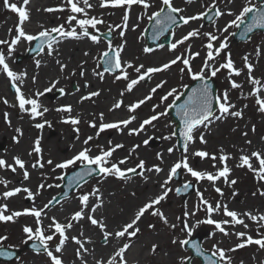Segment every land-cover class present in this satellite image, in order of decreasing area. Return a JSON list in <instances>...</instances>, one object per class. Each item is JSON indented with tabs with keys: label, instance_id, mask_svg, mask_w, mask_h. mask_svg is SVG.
Segmentation results:
<instances>
[{
	"label": "snow or ice",
	"instance_id": "obj_1",
	"mask_svg": "<svg viewBox=\"0 0 264 264\" xmlns=\"http://www.w3.org/2000/svg\"><path fill=\"white\" fill-rule=\"evenodd\" d=\"M194 0H185L186 4H192ZM234 0H226V7L220 8L217 4V0H211L210 4L202 5L204 11H200L196 14H185L186 9L178 7L175 5L174 0H159L158 5L154 4V0H99L98 6L100 8H121L123 9L121 23L117 24H107V48L100 54L99 60L103 63L102 71L93 70V74L99 77L100 80L105 78V74L113 75L114 81L124 80L126 81V87L123 91L120 92V96L123 97L124 94L131 93L134 88L139 85L141 82L150 80L152 74L160 73L162 71L170 70V68L176 65L178 62L183 65L179 69L181 74V79H183L184 74L186 73L191 80L199 81L198 86L192 87L190 91L186 94V99L183 100V103H177L185 96V93L180 91L179 88L187 89L189 85L182 84L178 87H171L159 98V104L152 106V115L143 119L138 127L130 128L129 125L133 121L137 120L138 117L135 115H130L127 119L118 120L114 122H105L104 114H99V125L95 120L89 121L88 126L95 129V137L92 135L87 136L82 144L83 147L72 155L68 159H64L61 162H56L52 159L47 161L43 160L42 148H41V139L39 137L34 141V146L32 150L28 153L31 156L33 153L38 157L35 162L31 165L33 169L40 168L43 169L45 165L52 167V171L55 172L57 169L65 170L73 167L77 164L82 166V170L76 174L75 180L84 181L86 177H91L94 173L100 175L103 178L109 176H114L117 179L126 180L130 179L129 174L144 176L145 172H155L157 174L164 171L160 164H154L151 167L146 166V161L140 159L133 167L123 168L121 166L125 165L130 157L136 152L141 145H134L128 152V155L113 162V154L118 149H123L124 145L121 143L113 144L111 140L108 141L107 147L102 145H97L98 153L93 155V148L90 146V142L94 138H98L101 133L109 129H115L117 132L123 133L124 129L128 130L129 135H140L141 133H146V126L155 127L154 122L158 121L161 117L168 115V109L175 107L176 114L180 120V137L182 138L183 144V153L181 157L176 160L169 168L167 177L160 183V189L162 190L155 197L149 198L147 202L143 203L142 206L135 211L133 218L130 219V222L124 223L118 229L109 231L107 224L103 219L96 218L93 214L97 211L99 207L103 205V199L100 194V189L94 187L90 193H84L79 195V203L82 206L79 210L75 211L70 219H67L66 223L60 222L56 216H48L46 210L50 209L54 204H59L60 201L56 197L48 200L42 207L35 206V199L41 195V191L45 188H52V184H45L41 182L35 189L31 190L27 186H19L9 188L8 185L11 181L0 177V185H3L4 191L0 192V199L7 201L12 197L17 196L21 192L26 194V199L33 201V207L24 208L23 210H10L7 203H0V223H16L17 219L21 216H31L34 218V227L30 225H25L22 228V232L25 234L26 239L23 241L27 243L28 241H33V248L42 250L44 254L48 257L50 264H66L65 260L62 258L63 250L69 240L74 242L77 247L74 249V255L77 260L80 261V264H87L85 259V253L88 252V249L85 247V243L78 236L67 235L68 231L74 227L73 222H79L80 220L87 219L93 226L99 228L102 233L104 243L107 244L111 238L117 240L128 237H136L140 232L138 222L146 213H151L153 216L159 217V219L165 224L169 225L168 218L164 215L163 211L159 209L158 205L164 201L170 192L173 191L169 187L171 181L178 174V170L183 169L187 174H190L194 181L199 184L203 180L210 182L215 190L220 196H223L224 193L220 187L216 186V181L223 178L225 184L229 187L237 183L236 180H230V174L232 169L228 166L227 161L232 159L231 155L225 153L223 149L220 150V155L210 154L204 150H195L190 152V145L196 143L197 138L201 144H206L205 133L200 132L197 137V132L201 126L205 129H209V126L214 122L223 121L228 117L242 118V110H235V104L230 102L229 91L226 89L223 93H214L212 85L209 81L217 76L222 69H226L228 73V81L232 89H241L242 85L237 83L232 79L233 76L239 77L244 70L247 71V81L252 85L251 91L247 96L255 97V104L258 106V111L264 113V96L261 95V92L264 91V84H262L261 79L256 78L253 73L255 70V65L251 62L250 57L245 55L242 57L243 67L238 68L235 66V62L232 59L231 52L226 51L229 49V38L235 36V32H229V29H242L240 33L241 37H248L254 29H264V0H244V3L239 8L238 12H234L231 8H227V5H232ZM30 4V0H22L23 6H18L17 3H10L9 0H3V7L10 9L13 13L18 14L19 23L15 26L16 35L13 36L10 40L0 39V45L7 46V52L0 50V71H2L8 77L11 87L15 91V97L18 102V107L21 112L28 113L32 120H36L38 117H44L45 113L49 111V108L44 107L40 102V97L44 96L46 93L53 91L54 89L59 92L60 96L67 95L64 88H57L59 80H52L49 82V86L45 87L43 91L37 90L32 96H25L21 90V85L23 84V79L26 77V72L17 73L14 72L7 63V57L11 56L15 51V46L18 45L22 40L27 41L31 44L33 41H37L36 48L33 49L37 53H44L48 56L59 55L57 47L64 39H81L87 38L93 43H100L101 37L104 35L100 33L98 25L106 24V21L102 18L96 16H89L88 9L94 7L90 0H66V6L70 11V15L67 16V19L64 24H59L51 28L44 27L41 25V30L38 33L31 34L27 33L23 24L30 19L29 12L26 10L27 6ZM81 4L83 6H81ZM133 6H137L142 9L141 13L137 16V20L140 21L145 17L147 20L153 24L154 32L152 39L158 40L167 32H171L173 40L167 45L170 52H174L178 46L184 45L185 42L189 41L191 38L204 37L207 40V43L204 44L206 49V55L203 60V65L198 71H194L192 64L193 61L200 56L199 52L191 51V44H188V47L185 49V53L176 55L174 58L168 60L160 66H151L146 67L144 64H134L132 61H127L122 58V52L125 48V43L119 45H114L111 37L113 33L118 31V35L121 38H124L126 32L129 30L130 24V14ZM156 10H152L153 8ZM65 10L64 6L59 8H45V12H63ZM211 13V15H209ZM79 14V15H77ZM234 17L233 19L228 20L223 27H219L216 24V21L223 16ZM250 17V19H249ZM204 18L209 19L213 24L215 31L212 32H202L201 28H193L188 31L186 34L182 35L179 39H175L174 29L180 28L182 25H188L190 21L202 20ZM73 21L75 22L73 24ZM65 24L68 27H65ZM138 24L132 25V30L134 31ZM79 29V31H77ZM89 29H92L93 32H90ZM12 32V29H9V33ZM228 33V35H222ZM250 39V37H249ZM218 44V46H216ZM158 47L163 48L165 45L161 44ZM154 49L151 47H144V53H151ZM256 55L259 57L264 48L258 46L255 49ZM224 54V61L219 63V66H216L217 58ZM85 56L89 55L88 52L84 53ZM56 64L59 67V71L63 73L67 67L61 59H56ZM36 67H40L41 60H35ZM100 67V64H97V68ZM135 73V78H132L131 73ZM86 70L83 68V63L79 71V76L84 77ZM71 75H76L75 70ZM33 83L36 82V77H32ZM167 84V81L161 80L155 84L154 87H151L149 92L136 100L135 102L126 105L129 113H134L146 102L151 101L153 95L157 93L159 89H162ZM84 88L89 87L88 83L85 82L83 85ZM76 91H80V86L77 85ZM100 91H91L86 95L80 97V102L85 100H90L93 97H98ZM243 95V93H242ZM169 98L171 102L168 103ZM2 99V98H0ZM4 104H8L7 99H3ZM123 105V100H116L109 111H113L121 108ZM160 105H166L164 111H157ZM30 106V107H26ZM247 107V105H245ZM55 111L58 113H67L68 115L62 116L61 122L65 124H70L73 127V131L77 134V139H79L80 129L78 125L81 123L80 115L72 116L73 111L72 105H60L55 108ZM3 118L6 123L10 125L9 114L5 112ZM51 127V122L48 120H42L34 124V127L37 129H43L45 126ZM253 132L255 127L253 126ZM16 136L12 137L13 142L19 143V138L23 135L22 129L16 128ZM176 133L173 132L169 136L161 137L164 140H170L172 136ZM244 136H247V132L243 133ZM153 137L149 136L147 139L142 141L144 146H147ZM264 139V137H262ZM246 143L251 144V141H246ZM175 150V145L169 147L167 152L172 154ZM190 157H199L201 160L209 158L214 161L212 167L216 171L210 172L207 170H197L190 164ZM156 159L163 164V155L162 153L156 154ZM253 159L258 164V167H255L253 164ZM13 163H8L5 159L0 158V169H8L12 173H16L17 169L23 173V181L30 180V172L26 166V162L20 156L12 157ZM219 161V164L222 167H218L215 163ZM237 167H246L250 172L254 174L256 179L260 182H264V153L261 151H252L249 154L242 153L239 157V163ZM139 170V171H138ZM43 175V174H42ZM47 176L43 175V179L47 180ZM63 176H57L56 179H63ZM77 183V187H79ZM192 181H185L182 185L184 190L191 188ZM55 187L59 188L60 185L56 184ZM176 193L181 192V188L175 189ZM257 192L261 196H264V190L260 188L257 189ZM257 193H252L255 196ZM66 195V194H65ZM135 195V193H133ZM235 191L232 192V196H236ZM94 196L97 203L91 206L90 213H86L85 209L89 207V198ZM196 196L199 203L195 206V209L189 211L187 207L183 212L184 219L182 222L181 231L186 233L187 236L192 235V229L199 224L214 225L215 229L222 233L224 236L235 235L240 243L234 245V247L229 249H224L219 247L218 244H213L211 249V254L205 256V264H232V258L228 255L229 252H234L237 249L244 248L247 245L255 244L261 249H264V233L260 232V229H264V213H253L251 211H246L240 213L235 210H230L228 205L222 204L220 201H216L215 204L209 202L203 196L199 188L196 189ZM203 206V208H202ZM204 210L207 213V217L203 220H197L195 225H189L188 218L196 216L197 212ZM224 217H229V219H223L217 221L212 218L214 213L221 212ZM245 218L254 222L257 225V236L259 238H254L245 232H234L230 233L226 230L224 225H231L235 227L236 225L242 226L244 229L249 228V224L245 222ZM48 219L50 222L47 226L44 225V220ZM178 221L181 220V217L176 218ZM172 229L177 227L176 224L169 225ZM154 225H149V228H153ZM50 233V234H49ZM214 234V233H213ZM80 237H83V232L79 234ZM58 238V243L55 244V247L50 246V242H53ZM8 239L7 235H0V257L11 258L13 255L12 252L4 248L3 242ZM37 242L39 248H37ZM173 244L179 243L181 247L191 243L194 248L196 255H204V250L201 249L195 243H192L188 239H174ZM9 248L13 246H8ZM130 248V243H123L121 247L117 250H114V254L107 260L101 258L95 261V264H127L125 259V253ZM158 250V246L152 245V252L155 253ZM187 261V264H192V259L190 256H185L181 258L180 264H184Z\"/></svg>",
	"mask_w": 264,
	"mask_h": 264
},
{
	"label": "rangeland",
	"instance_id": "obj_2",
	"mask_svg": "<svg viewBox=\"0 0 264 264\" xmlns=\"http://www.w3.org/2000/svg\"><path fill=\"white\" fill-rule=\"evenodd\" d=\"M221 0H217V4L219 5V2ZM10 3H17L18 6L22 5V0H9ZM159 0H154V4L158 5ZM194 2H198V9L196 10V13L200 11H204V7L202 5L210 4L211 0H194ZM31 6H33L34 0L30 2ZM174 3L176 5H179L181 3H185L184 0H174ZM39 9L40 12L38 14L39 17L42 16V22L41 25H46L47 28H51L53 26L64 24L67 16L70 15V11L68 10L66 6V0H44L43 2H39ZM61 6L65 7V10L63 12L55 11V12H45L43 9L45 8H59ZM82 6V5H81ZM29 6H27L26 9H28ZM221 8V7H220ZM152 10H156L154 7ZM239 10V9H238ZM142 9L133 6L132 8V15L134 20L136 19V16H138L141 13ZM122 13L123 9L121 8H101L98 10H95L93 12L88 13L89 16H96L99 18H102L106 21V24L98 25V28L100 30V33H107V24H117L121 23L122 20ZM186 14V13H185ZM79 15V14H77ZM234 17H231L230 19H233ZM218 21V20H217ZM216 24L219 26V23ZM19 23L18 14L13 13L10 9L3 7V0H0V39H8L10 40L13 36L16 35L15 33V26ZM75 22L73 21V24ZM150 22L145 17L144 19L137 22L139 25L136 29L134 34L132 35V40L136 42L137 44V51L134 58H131L134 60V63H139V60L146 55L150 53H144L143 48L148 47V44L146 42L144 33L147 29V26ZM10 24V26L8 25ZM201 25L203 27L201 28ZM187 25H182L180 28L174 29L175 31V39L177 35L179 34V31L183 30ZM65 27L67 28L68 25L65 24ZM223 27V25L219 26ZM196 28H201L202 32H212L215 31V28L212 23L205 26L203 24L202 20H197ZM9 29H12V32L9 33ZM211 29V31H209ZM3 30V34L1 31ZM41 30V29H40ZM40 30L34 31L33 34L38 33ZM237 29L231 28L229 29V32H236ZM79 31V29H77ZM90 32H93L92 29H89ZM118 31L116 33H113L112 40L114 45H119L121 43L126 42V36L124 38H121L118 35ZM93 34H99L94 33ZM171 36L170 42L173 40L171 32H169ZM222 35H228V33H224ZM68 41H75V39L68 38L66 39ZM82 41H84L85 44L95 47V52L93 54H89L90 56V63L83 66V68L95 71H102V67L100 65L99 68H97V64H100L99 56L100 54L107 48V41L103 40L101 38L100 43L96 44L91 42L87 38H81ZM169 42V43H170ZM27 41H25V47L24 49L19 53H14L7 57V59L11 60V66L15 70H23L27 68V66L31 65L34 60L41 55L42 53L37 54L33 57L25 58L26 53L31 48L32 44ZM195 44L197 49L195 52H199L200 56L197 57L192 64L193 70L198 71L200 67L203 65V60L206 55V49L203 47L205 43H207L206 38L199 37V38H191L189 41L185 42L184 45L178 46V48L174 52H170L168 50L167 45H165V48H167L168 57H175L176 55H180L182 53H185V49L188 47V44ZM158 45H161L159 43ZM153 46L151 48L154 49V53H156L160 47ZM218 46V44L216 45ZM260 46L264 48V34L260 33L258 35H254L251 37V39L247 43H239L236 44L232 41V37L229 38V49L226 51L231 52L232 59L235 62V66L238 68L243 67V60L242 57L245 55H248L250 57L251 62L255 65V70L253 75L261 79L262 84H264V52L258 57L256 55L255 49ZM0 50H4L5 53L7 52V46L6 45H0ZM152 53V52H151ZM186 54V53H185ZM141 56V58H139ZM20 58V59H19ZM19 59V61H18ZM224 61V54H222L220 57L217 58L216 66H219V63H222ZM8 63V62H7ZM183 67L181 63H177L176 65L172 66L170 70L165 71V77L164 80L167 81V84L165 89H159L156 94L153 95V98L151 101L146 102L144 105H142L138 110V122L136 124V127H138L139 123L147 118L148 116L152 115V106L155 104H159V98L161 95H163L167 90H169L171 87H178L182 84L191 85L194 81L190 79V77L185 73L183 76V79H181V74L179 72V69ZM73 68V66H72ZM70 68V71L64 72V80L61 84L57 85V88H64L66 90L67 95L64 96H57L56 94L58 91L55 89L51 92L46 93L44 96L41 97V101L45 104V107L50 108L53 104L58 103V105L61 104H69L72 105L74 108L72 113L75 116L79 114L80 116L84 112V110L89 111V101L85 100L83 102H80V98L82 95H84L83 91H76L77 83L75 82V75H71V73L74 71V69ZM77 68H80L78 66ZM131 73L132 78H135V73H132L131 70H129ZM94 75V74H93ZM108 75V74H105ZM162 75V74H161ZM157 75H152V78L150 80H146L144 82H141L136 87L138 88H150L153 82L154 77L159 78ZM110 77V80L107 81V88L103 90V93H105L107 96L113 95L115 98L122 99L123 97L120 96V92L123 91L126 87V81L120 80V81H114L113 75H108ZM0 78H4L1 71H0ZM94 79L97 80L99 77L94 75ZM233 80H235L237 83H240L242 85L241 89H232L229 81H228V73L226 69H222L219 73H217V76L212 78V80L216 83L217 86V94L223 93L224 90L229 91V98L230 102L235 104L236 108L235 110H242L243 117L242 118H234V117H228L223 121L214 122L212 125L209 126V129H205L203 126L200 127V129L197 132V137L199 136L200 132L205 133V137L207 138L208 142L205 144V146H202L199 142V139L197 138L196 143L194 145H190L189 151L192 152V149L196 150H204L207 151L210 154H215L217 156L220 155V150L223 149L225 153H228L231 155L232 159L228 160V166L232 169L229 179L236 180L237 183L235 185H232V187H229L227 184L224 183L223 178L216 181V186L220 187L223 191L224 195L220 196L218 193L215 192L212 184L208 182L207 180H203L197 184L194 181V178L190 176V174H187L183 169L178 170V176L180 178L179 182H176L175 179L171 181L169 184V187L173 189L172 192L169 193L168 197L158 205L159 209H161L164 213V215L168 218L169 225L176 224L177 227L175 229H172L169 225H165L157 216L151 215V213H146L142 219L138 222V226L140 229V232L137 234L136 237L128 238L124 237L119 240V244L122 243H133L138 241L139 239H145V238H151L153 240V244L158 246V250L153 253L152 252V245L148 248L144 249L143 255L147 259H152V262L154 264H180L181 258L185 256H190V252L186 251L184 247H181L179 243L173 244L172 241L174 239L180 240V239H188L191 240L195 237H202L201 241V248L211 253L212 245L218 244L219 247L224 249H229L234 247L235 244L240 243L241 241L237 239L235 235L230 236H224L222 233L217 231L215 229L214 225H207V224H199L195 228L192 229V235L187 236L186 233L181 231L182 228V220L183 212L185 210V207L189 211H192L195 209V206L199 203L198 198L196 196V189L199 188V190L202 192L205 199H207L209 202L215 204L216 201H220L222 204H227L230 210H235L240 213L251 211L255 213L256 211L263 210L261 207H264V196H261L259 192H257V189L260 188L261 190H264V182H260L256 179L254 174L250 172L246 167H237V164L239 163V157L243 151L246 149L247 145H241L240 140L242 137H246L247 141L251 142H259L264 137V113H260L257 109L258 106L255 104V97L247 96V94L251 91L252 85H250L247 81V71L244 70L242 74L239 77L233 76ZM101 80L99 79V82ZM156 84V83H155ZM5 86L7 87V92L10 94V97L12 98L10 104H4V107H0V158L5 159L8 163H13L12 157H11V151L13 150V143H12V137L16 136L17 133L15 131L11 130V123L18 122L16 118L14 117V114L18 111L19 107L15 100V91L11 87V85L8 86L7 81H5ZM180 91L184 92L185 89L179 88ZM243 93V95H242ZM262 93V92H261ZM105 95V96H106ZM171 102V98H169L168 103ZM247 105V107H245ZM166 105H160V107L157 109V111H164ZM115 113H118V115L122 117H129L130 115H136V112L129 113L127 110V107H121L119 109L113 110ZM7 112L9 114L10 119V125L5 122L3 118V114ZM96 112V111H94ZM87 112L85 114L86 118H89L90 121H92L95 118V115L93 112ZM46 114V113H45ZM92 115V116H90ZM62 117V115L56 116L52 122L51 127H44L43 129H37L35 127H29L26 129H22L23 135L28 136V148L26 152L24 153L22 159L26 162V166L28 167V171H31V173H34V176L28 180V184L31 190L35 191L36 187L41 183L44 182L45 184H52L54 190L52 192H49L50 188H45L41 191V195L38 196L35 199V206L42 207L45 203L48 202V200L52 199V197L58 196L62 190L57 187H55L56 184L61 185L62 179L57 180V176H65L67 175L71 170H74L78 167H81V165L77 164L73 167H70L69 169L61 170L57 169L55 172H52V167L46 165L43 169L36 168L33 169L31 165L35 162L36 158H34L32 155L29 156L28 153L32 150L34 146V141L37 137L41 139V148L43 149V146H50V148L53 150L54 146L58 145L59 143L56 142V136L61 135L62 137H65V147H67L69 150H71L74 147H79L80 149L83 147V140L89 136L92 135L95 137V129L90 128L88 124L78 125L80 132H79V139H77V134L73 131V127L70 124H66L63 127L57 124L58 119ZM23 121H26L27 123L31 122L30 115L28 113H24L22 118H20ZM134 122V121H133ZM84 123V122H83ZM155 127L146 126L147 131L146 133H141L140 135H129L128 132H117L115 129H109L105 132L101 133V135L98 138H94L93 141L90 142V146L93 148V155L98 153L97 145H102L107 147V143L109 140L113 142V144H116L118 139L114 138V134L120 135L121 144L124 145L123 148L127 149L125 154H121L117 152V156L112 157L113 162L125 157L128 155L129 150L136 144L142 145L145 150L143 153V160L146 162L151 161V156L149 155L151 152L156 153H162L163 160H173L175 157L178 160L183 151L178 150L177 146V140L174 136L170 140H164L161 137L163 136H169L174 132L175 125L171 123V117L168 114L167 116L161 117L158 121L154 122ZM4 126L8 127V130L5 131ZM253 126L255 127V131L253 132ZM247 132V136H244L243 133ZM4 133V136L1 134ZM74 133L75 137H72L71 134ZM141 136V138H140ZM149 136L151 137H157L158 140L152 139L147 146H144L142 144V141L144 139H147ZM140 139V140H139ZM137 140V143L135 142ZM163 143L162 147H159ZM175 145V150L172 154H169L167 152V149L169 147H172ZM76 147V148H77ZM162 148V149H160ZM244 149V150H243ZM119 150V149H118ZM117 150V151H118ZM120 151V150H119ZM76 153V152H75ZM248 151L245 152L247 154ZM251 153V152H250ZM139 152L136 150V152L130 157L129 161L134 158V156H138ZM249 154V153H248ZM70 156L69 154L60 156L54 163L61 162L64 159H68ZM129 161L121 166L123 168L127 167H133L134 165L129 163ZM167 162V161H166ZM175 162V161H173ZM214 161H212L209 158H205L201 160L199 157H193L191 159L190 157V164L192 167H194L197 170H207L210 172H215L216 169L212 167ZM218 167H222V165L219 164V161L215 162ZM253 164L255 167H258V164L253 159ZM170 165V164H169ZM168 167L170 168V166ZM19 170V169H17ZM20 171V170H19ZM139 171V170H138ZM52 172V173H51ZM46 175L48 178L47 180L43 179V175ZM6 173L4 169H0V177H3L7 180L8 176L6 177ZM142 177L140 175L130 176V179L121 180L117 179L114 176H109L107 178H103L101 176L91 179L89 182L85 183L84 185L77 188L70 196H68L66 199L62 200L59 204L51 206L50 209L46 210L48 214H52L50 216H55L56 212L55 210H58L63 204L65 205L67 202H72V210L69 212V216L65 219H61L60 222L66 223L67 219L71 218V215L79 210L82 206L79 203V195L84 193H90L94 187H98L100 189V194H103L106 189L110 188L112 191V196L117 197L118 192L121 190L127 189L129 185L136 184L138 180H140ZM185 181H192V185L195 187L194 192L190 193L186 198L181 199L179 196L176 195L175 189L178 188L180 185H183ZM10 188L11 185H8ZM3 185H0V192L4 191ZM162 191V190H161ZM235 191L237 193L236 196H232V192ZM256 192L257 194L255 196L252 195V193ZM94 196H90L89 203L95 201ZM116 199V198H115ZM117 200V199H116ZM134 201L133 195L129 192L128 193V202L129 204H133ZM0 203H7L10 210H23L24 208H31L33 207V201L31 200H19V202L14 203L13 205L9 204L8 201H3L0 199ZM112 203L115 205L116 203L112 201ZM118 205V204H117ZM203 208V206H202ZM54 211V212H53ZM177 217H181V220H177ZM207 217V213L204 210H200L197 212L196 216L189 217L188 223L189 225H195L197 220H203ZM213 219L220 221L223 219H231L229 217H224L222 210L221 212L214 213L212 216ZM50 221L44 220V225L47 226V224ZM245 222L249 224L248 229H244L241 227V232H247L249 235L253 236L254 238H259L257 236V225L245 218ZM74 224L76 222H73ZM78 223V222H77ZM154 225L153 228H149V225ZM25 225H30L34 227V218L28 215L21 216L17 219L16 223H0V235H7L8 239L3 242L4 248L13 249L19 252V256L16 260L10 262V263H2L0 264H50V261L46 254L43 253V251L39 252H31L27 250V246L33 244V241H28L27 243H24L23 241L26 239L25 234L22 232V228ZM238 226L232 227L231 225H224L227 231L230 233H234L238 230ZM77 229H79V226L74 225L72 229H70L67 233L69 237L76 236ZM236 229V230H235ZM261 233H264V229H260ZM214 233V234H213ZM50 234V233H49ZM85 232L83 231V235ZM156 238V239H155ZM58 243V238L54 240L53 242H50L51 247H55V244ZM38 244V242H37ZM104 240L99 241V245L103 246ZM70 245H74V242L69 240L65 247H69ZM8 246H13L9 248ZM64 251V250H63ZM228 255L232 258V264H264V249H261L259 246L252 244L247 245L244 248L237 249L234 252H229ZM62 258L65 260L66 264L73 263L72 256H68L67 258L63 255ZM144 264V263H143ZM185 264V262H184ZM192 264H200V262L197 259H192Z\"/></svg>",
	"mask_w": 264,
	"mask_h": 264
},
{
	"label": "bare ground",
	"instance_id": "obj_3",
	"mask_svg": "<svg viewBox=\"0 0 264 264\" xmlns=\"http://www.w3.org/2000/svg\"><path fill=\"white\" fill-rule=\"evenodd\" d=\"M31 1L32 0H30V2ZM43 1L44 0H34L33 6L28 5L29 7L26 10L29 12L30 19L23 24V28L27 33L33 34L34 31L41 29V22L43 20H42V16L41 17L38 16L40 12V10H38L39 9L38 3L43 2ZM98 2L99 0H90V3H92L94 7L91 9H88L87 10L88 13L101 9L98 6ZM243 3H244V0H234V3L232 5H227V8H231L234 12H238V9L242 6ZM219 5L222 9L225 8L226 0H221L219 2ZM176 6L185 8L186 14H196V10L198 9V2H193L192 4L181 3ZM230 18L231 17L225 15L221 17L217 21V23H219V26L224 25L228 20H230ZM137 22H139L137 20V16H136V19L134 20L133 15L131 13L129 30L126 32V35H125L126 44H125L124 51L121 54L124 60L132 61L133 63H134V60H132L131 58H134V56L136 55L137 44L136 42L132 40V35L135 32V30L134 31L132 30V25L137 24ZM196 23L197 21H190V23L187 26H185L183 30L179 31V34L177 35L176 39H179L182 35L186 34L188 31L192 30L193 28H196ZM8 25L10 26V24ZM44 27H46V25H44ZM209 31H211V29H209ZM1 33L3 34V30L1 31ZM161 39H164V37L160 38V40ZM24 45H25V41L22 40L18 45L15 46L14 53L16 54V53L21 52L25 47ZM55 47H57L58 49V53H59L58 56L55 54L53 56H48L42 53L35 59V60L37 59L41 60L40 67H36L35 60H34V62L31 65L27 66V68L23 70H15L11 66L12 59L10 60L7 59L9 67L14 72H17V73L26 72L27 73L26 77H24L23 79V84L21 85V90L25 94V96L26 97L32 96L37 90L43 91L45 87L49 86V82L52 80H59V84H61L64 80V74H65L64 72L70 71V68H72L73 66L72 69H74L76 72L75 82L77 83V85L80 86L81 91H83L84 95H86L88 92H91V91H100V95L98 97H93L92 99L88 100L90 103L89 104L90 110L89 111L84 110V112L86 113L93 112L92 115L93 114L95 115V118L93 120L96 121L97 126L99 125V114L100 113L104 114L105 122H114L118 120L127 119V117L121 118L118 115V113H115L114 111H109V109L112 107L115 101L119 99L115 98V96L113 95L109 94V96H107L105 93H103V90L107 88V81L110 80V77L108 75H105V78L99 82V79L97 80L94 79V75L92 74V70H90V68L88 69L84 68L86 70L85 76L84 77L79 76L81 64L83 63V66H85L90 63V56L89 55L85 56L84 53L88 52L89 54H93L96 50L95 47L85 44L84 41H82L81 39H78V40L75 39V41H72V40L68 41L64 39L62 40L61 43H59L58 45H55ZM196 49L197 47L193 43L191 47V51L195 52ZM167 55H168L167 48L163 47L159 49L156 53L152 52L150 54H146L142 58L141 56H139L141 60L138 59L139 63H137V65L142 63L146 67L160 66L163 63L167 62L168 60L174 58V57H168ZM57 58L61 59L62 62L67 65L63 73L59 71V67L55 62ZM78 66H80V68H77ZM164 72L165 71L152 74L154 76L162 74L161 76H159V78L154 77L153 82L155 81V83H158L159 81L164 80V77H165ZM1 73L4 78L3 79L0 78V98H2L0 99V107L6 108V106L4 107L3 99H7L8 104H10L9 101H11L12 98L10 97V94L7 92L5 81H7L8 86L11 85V83L8 77L6 76V74H4L2 71ZM33 76L36 77L35 83H33V80H32ZM85 82L88 83L89 87L87 88L83 87ZM155 83H152L150 88L154 87ZM150 88L146 89V88L135 87L131 93L126 92L122 98L123 105L121 107L122 108L126 107V105H129L135 102L136 100L143 98V96L149 92ZM166 88L167 87H165V89ZM261 95L264 96V91H262ZM15 100H16V97H15ZM40 102L45 107V104L41 101V97H40ZM16 103L18 104L17 100H16ZM61 105H69V102L68 104H61ZM58 106H60L58 105V103L53 104L49 108V111L44 115V117L42 118L38 117L35 121L31 119L30 123H27L26 121H23L20 119L24 115V112H21L20 110L19 112L17 111L14 114V117L16 118V120H18V122L11 123L10 125L11 130L15 131L16 128H20L24 130L29 127H34L35 123L42 122V120H48L52 122V120L58 115H62V116L68 115L67 113L56 112L55 108H57ZM26 107H30V106H26ZM73 111L72 113H74ZM135 112H136L135 116L138 117L139 116L138 110H136ZM72 113L71 115L75 116L74 115L75 113L74 114ZM86 113H82V115L80 116L81 118V123L79 124L80 126L86 123L88 124V122L90 121L89 118L85 117ZM61 118L62 117L58 119L57 124L63 127L66 124L61 122ZM137 122L138 120H135L134 122H132V124L129 125V127L135 128ZM4 129L6 131L8 130V127L4 126ZM125 131L128 132L127 129H124L123 132ZM1 135L4 136V133H2ZM71 136L75 137V134L72 133ZM18 138H19V143H15L12 141L13 150L11 151L12 153L11 157L20 156L22 158L28 148V136L22 135L21 137H18ZM55 138H56V142H58L59 144L54 146L53 150L50 148V146H46V145L43 146L42 155H43L44 161H47L48 159H52L53 161H56L60 156H64L67 154H69V156L71 157L72 155L75 154V152H78L80 150V148L77 146H76L77 148L74 147L71 150L65 147L64 145L65 137H62L61 135H57ZM114 138L118 139L117 143H121L120 135L114 134ZM153 139L159 141L157 137H154ZM205 139L208 142L206 137ZM246 139H247L246 137H242L240 140V143L242 146L247 145L246 149L245 150L243 149L244 153L246 151H248L249 155H250V152L252 151H261L262 153H264V140H261L259 142H251V144H248L246 143L247 141ZM135 142L137 143V140ZM201 145L205 146V144H201ZM162 146H163V143L159 147H162ZM119 150L116 151L113 155L117 156L118 155L117 152L121 154H125L127 151V149L125 148L119 149ZM136 150L139 152L138 156L136 157L134 156V158L129 161V163L133 165L138 163L139 160L143 158L142 156H143L145 148L141 145ZM195 150L196 149H192V151H195ZM156 154H157L156 152H151L149 154L151 156V161L146 162V166L151 167L154 164H160V166L164 169V171H162L159 174L155 173L154 171L145 172L144 176L140 180H138L136 184L129 185L127 189L121 190L120 192H118V196L117 197L115 196L117 200L114 198V196H112V191L110 188L106 189L105 192L101 194L102 199H103V205L99 207L93 215L98 219H103L104 222L107 224L109 231L116 230L120 226H122L124 223L130 222V219L133 218L135 211H137L138 208L142 206L143 203L147 202L149 198L155 197L161 192L160 183L163 182V180L167 177V173L169 171L168 165L170 164L169 166H171L174 163L173 161H176L177 158L175 157L173 160H166L167 162L164 161L163 164H161L160 161L156 159ZM32 156L36 159L38 158L35 153H33ZM192 158L193 157H191V159ZM4 171L6 175L8 176L7 180L11 181V183L9 184L11 185L10 188L19 187V186L29 187L28 181H23L22 171L17 170L16 173H12L8 169H4ZM29 172H30V179H31L34 176V173H31V171ZM53 190L54 188L52 187L50 188L49 192H52ZM129 192L132 195L133 193H135V195H133L134 201L132 202L133 203L132 205L129 204L128 202ZM19 200H22V201L28 200L26 199V194L21 192L17 196L12 197L7 201L9 202V204L13 205L16 202H19ZM112 201L115 203L117 202V203L114 205ZM95 203H97L96 199L94 202L89 203V207L85 209L86 213H90L91 206ZM72 206H73L72 202L69 201L65 205L63 204V206H61L58 210H55L56 212L55 216L57 217V219L60 221L62 218L63 219L67 218L69 216L68 213L71 212L72 210ZM261 208L263 210L256 211L255 213L257 212L264 213V207H261ZM50 215L52 214H48V216ZM74 225L79 226V229H77L76 236L82 239V241L85 243V247L88 249V252L84 254L85 259L87 260V264H95V261L101 258L107 260L114 254V250H117L119 247L123 245V243L121 245L119 244L120 239L117 240L115 238H111L107 244L100 246L99 241L103 239L102 233L100 232L98 227L93 226L90 223V221H88L86 218L83 220H80L78 223L76 222ZM240 230H241V227L239 225L238 230L236 232H241ZM83 231L85 232V234L83 235V237H80L79 234ZM153 240L154 239H151V238H145V239L143 238V239H139L136 242L131 243L130 248L125 253V259L127 260V264H143V263L144 264H154V262H152V259H147L143 255L144 249L151 246L153 244ZM76 247L77 245L75 244L70 245L69 247H65L63 251V255L66 258L68 256H72L73 263L71 264H80V261L77 260L74 255V249Z\"/></svg>",
	"mask_w": 264,
	"mask_h": 264
},
{
	"label": "water",
	"instance_id": "obj_4",
	"mask_svg": "<svg viewBox=\"0 0 264 264\" xmlns=\"http://www.w3.org/2000/svg\"><path fill=\"white\" fill-rule=\"evenodd\" d=\"M209 15H211V13H209ZM249 19H250V17H249ZM210 23L211 22L209 21V19L205 18L204 25H208ZM153 32H154V27H153V24L150 23V25H149V27H148V29L146 31V34H145L146 39H147L148 44H149L150 47H152V45H156L158 43V41L160 40V38H162V37H165V39L162 41L163 43H168L170 41V36L167 35L168 32L165 33L163 36H161L158 40H153L152 39ZM241 32H242V29H238L236 35L233 36V41L234 42H236V43L247 42L249 40V37L251 38V36L253 34H255V33L258 34L260 32H263L264 33V29H254V31L252 33H250L248 37H241V35H240ZM102 38H104L106 40L109 39V37L107 35H103ZM111 39H112V37H111ZM37 43L38 42L36 41V43L34 44V46L32 47V49L28 52L27 57H30V56L33 57L36 54H38L36 51L33 50V49L36 48ZM101 63H102V61H101ZM102 65H103V63H102ZM209 83L212 85L213 92L216 93L215 83L212 80H210ZM198 84H199V81H195L191 86H189L187 89H185V91H184L185 96L182 97L181 100L178 101L177 103H183V100L186 99L187 92L190 91V89L192 87L198 86ZM57 95H59V93ZM168 114H170L171 117H172V123L177 125L176 128H175V131H174L176 134L174 136L177 138L179 150H183V147H182L183 141H182V138L180 137V132H179V129H180V120H179V118H178V116L176 114L175 107L169 109L168 110ZM81 170H82V167L81 168H78L77 170H75L73 172H71L68 176H65L63 178L64 184L61 186V189L63 190V193L60 194L58 197H56L59 201H61L64 198L68 197L76 188H78L77 187V183H79V185L81 186L82 184L86 183L90 179L99 176V175H97V174L94 173L91 177H86L84 181H78L77 182L75 180V177H76V174L78 172H80ZM129 175H133V174H129ZM175 179L177 181H179L178 174L176 175ZM179 188H181V192L179 194L177 193V195H179L182 198H185L188 194H190L194 190L193 186L191 188L187 189V190H184L182 186L179 187ZM201 240H202V237H196V238H194V239H192L190 241L192 243H195L196 245H198L201 248ZM184 247H185L186 250H188V251L191 252V254H192L191 259L192 258H197V259H199L202 262V264H205V256L210 255V254L204 252V255L197 256L194 248L191 245V243L188 244V245H185ZM27 248L29 250L38 251L37 249H34L33 248V244L28 245ZM37 248H39V245L38 244H37ZM6 250L12 252L13 255L11 256V258H8V257H0V261L1 262H11V261H14L15 259H17V257L19 256V252L16 251V250H9V249H6ZM39 251H42V250H39ZM185 264H187V261H186Z\"/></svg>",
	"mask_w": 264,
	"mask_h": 264
}]
</instances>
